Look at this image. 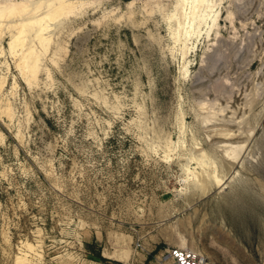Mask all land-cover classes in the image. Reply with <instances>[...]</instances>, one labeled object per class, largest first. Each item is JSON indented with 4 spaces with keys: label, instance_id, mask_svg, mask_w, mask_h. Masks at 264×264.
<instances>
[{
    "label": "rangeland",
    "instance_id": "1",
    "mask_svg": "<svg viewBox=\"0 0 264 264\" xmlns=\"http://www.w3.org/2000/svg\"><path fill=\"white\" fill-rule=\"evenodd\" d=\"M193 1L62 0L15 54L4 23L0 264H264V0Z\"/></svg>",
    "mask_w": 264,
    "mask_h": 264
},
{
    "label": "bare ground",
    "instance_id": "2",
    "mask_svg": "<svg viewBox=\"0 0 264 264\" xmlns=\"http://www.w3.org/2000/svg\"><path fill=\"white\" fill-rule=\"evenodd\" d=\"M29 1L28 0H21V2H17V0H0V37L2 36V32H4V31H1V29L4 30L3 26L4 25L6 26L7 23H11V25H9L7 27L9 29H11L12 31H13L12 28H14V27L19 30L17 33H14L11 35L12 39H11V43H10V48H11L12 53H14V54L16 53V49L19 46H24L27 38L30 37V33L33 31H35V33H36L35 35H36V39L38 40L39 45H41L43 48L46 49L47 46L50 44V38H49V36H46V34H47L46 32L48 30H50V27H51L50 23L56 21L58 19V17L63 15V14H71L72 12H74V9L76 8V6H73V5L65 6L63 4L62 0H53V1L51 0L52 2H49V4H48L49 8H48L47 12L41 17H39V16L36 18L33 17L34 18L33 19V18H30L31 16L27 15L30 13L29 7H30V5H32V3L31 4L29 3ZM203 3H204V0H194L193 1L192 5L190 7L191 19H193L195 17L196 8L199 5H202ZM181 6L182 5L179 6L180 15H183L184 10L182 9ZM41 7H42V3L38 4L36 7H34V9L38 10ZM34 9H32V10H34ZM181 17H183V16H181ZM18 20H21V21L16 23V24H13L15 21H18ZM179 21H180L179 25L181 28V27H183L184 22L181 19ZM5 22H6V24H4ZM43 52H45V50ZM39 56L40 55H39L38 51H35L34 46H30V48H28V51L25 52L21 56L22 57L21 63L19 65L22 67L23 70L30 72L32 74H36L37 70H39L38 69V67H39ZM234 151H235V148L232 150V152H234ZM232 152H229V154L228 153L225 154V157L231 159V153ZM209 176L211 179L210 181L212 183H215V184L216 183L218 184V182L221 183L220 177L216 172L209 175ZM199 181H200V179H199ZM207 185H209V184H207ZM204 188H205V186H204ZM125 261H127V260H125Z\"/></svg>",
    "mask_w": 264,
    "mask_h": 264
},
{
    "label": "built area",
    "instance_id": "3",
    "mask_svg": "<svg viewBox=\"0 0 264 264\" xmlns=\"http://www.w3.org/2000/svg\"><path fill=\"white\" fill-rule=\"evenodd\" d=\"M205 255L196 249H169L159 257V264H206Z\"/></svg>",
    "mask_w": 264,
    "mask_h": 264
},
{
    "label": "trees",
    "instance_id": "4",
    "mask_svg": "<svg viewBox=\"0 0 264 264\" xmlns=\"http://www.w3.org/2000/svg\"><path fill=\"white\" fill-rule=\"evenodd\" d=\"M88 246L91 247L92 249L93 248L95 249L94 245H88ZM96 258H98L99 260H101L102 262H105V263H108L109 262V263H112V264H121L118 261H111L110 259L104 257L102 255V253H101V250L96 251Z\"/></svg>",
    "mask_w": 264,
    "mask_h": 264
}]
</instances>
